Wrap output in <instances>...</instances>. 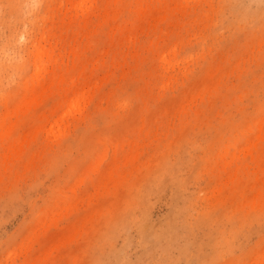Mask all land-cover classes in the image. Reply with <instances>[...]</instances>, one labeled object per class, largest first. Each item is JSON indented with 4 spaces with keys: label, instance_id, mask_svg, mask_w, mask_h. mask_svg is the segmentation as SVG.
<instances>
[{
    "label": "rangeland",
    "instance_id": "obj_1",
    "mask_svg": "<svg viewBox=\"0 0 264 264\" xmlns=\"http://www.w3.org/2000/svg\"><path fill=\"white\" fill-rule=\"evenodd\" d=\"M0 264H264V0H0Z\"/></svg>",
    "mask_w": 264,
    "mask_h": 264
},
{
    "label": "bare ground",
    "instance_id": "obj_2",
    "mask_svg": "<svg viewBox=\"0 0 264 264\" xmlns=\"http://www.w3.org/2000/svg\"><path fill=\"white\" fill-rule=\"evenodd\" d=\"M42 51H43V50H42ZM37 53H38V52H37ZM39 53H40V52H39ZM38 55H40V54H38ZM38 55H37V56H38ZM41 55H42V54H41ZM41 55H40V56H41ZM40 56H38V57L40 58ZM43 56H44V55H43ZM42 59H43V58H42ZM40 61H41V60H40Z\"/></svg>",
    "mask_w": 264,
    "mask_h": 264
}]
</instances>
